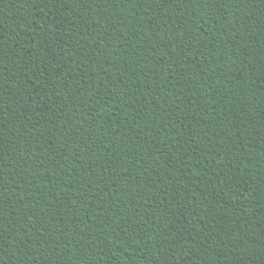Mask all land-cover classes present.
Here are the masks:
<instances>
[{
    "label": "trees",
    "instance_id": "trees-1",
    "mask_svg": "<svg viewBox=\"0 0 264 264\" xmlns=\"http://www.w3.org/2000/svg\"><path fill=\"white\" fill-rule=\"evenodd\" d=\"M0 264H264V0H0Z\"/></svg>",
    "mask_w": 264,
    "mask_h": 264
}]
</instances>
